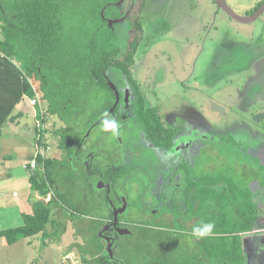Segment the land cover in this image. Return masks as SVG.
Wrapping results in <instances>:
<instances>
[{"label":"trees","instance_id":"obj_1","mask_svg":"<svg viewBox=\"0 0 264 264\" xmlns=\"http://www.w3.org/2000/svg\"><path fill=\"white\" fill-rule=\"evenodd\" d=\"M110 1L113 0H107ZM104 2L0 0V27L3 32L0 39V136L7 122L23 115L16 113V109L29 98L36 101L37 116L42 121V127H38V144L46 148L47 134L52 131L60 137V149L67 153L62 158L44 154L37 156L39 167L32 170L30 175L31 189L44 197L53 192L52 199L49 202L37 200L32 212L24 214L23 224L0 230V236L9 245L21 239H32L40 233L44 242L49 239L51 243L62 238L65 224L55 218L54 213H58L59 209L67 211L77 204L70 198L71 192L76 196L79 179L76 166L73 167L69 161L75 149L72 130L83 128L85 131L88 101L99 99L105 93V98L109 99L114 92L112 87L103 88L102 85L115 86L122 82L141 85L133 77L132 71L142 50L141 45H144L145 12H135V36L131 40L130 50L122 57L118 35L102 14ZM262 3L245 15L254 13ZM216 6L223 11L218 3ZM109 14L108 9L105 15ZM147 48L148 45L145 50ZM176 92L181 95V100L172 104L168 101L171 106L187 102L180 89L172 92L169 98ZM139 100L144 102L145 97L140 95ZM42 102L48 113L41 110ZM143 105L139 117L147 136H152L153 140L158 137L161 146L169 152L181 153L182 148L173 150L181 142L187 144L186 150L195 139L203 143L202 157L196 167H191L185 161L181 164L187 167L188 174L194 168H203L202 173L193 178L188 175L185 181L188 187V214L201 216L202 224L214 225V235L201 239L202 251L210 259L218 254V264H247L243 234L252 231L259 218L258 204L253 195L255 191L250 184L255 180L264 185V161L249 149L259 144H252L253 140L250 139L238 140L235 152H230L228 144L222 148L218 146L222 137L226 139L225 136H205L203 126L194 128L193 134L187 132L176 136V128H164L166 124L159 107L145 109ZM195 106L192 104L194 109ZM192 114L185 121V126L191 130L193 121L189 117ZM51 118H59L62 126L52 130L46 128L44 124ZM240 130L236 128L235 132ZM234 153L244 157L235 166L229 160L230 157L235 159ZM222 158L223 161H220ZM81 198L77 195L76 200ZM91 231L86 243L76 245L84 254L92 256L90 261L86 260L87 264H104L103 260L108 259L104 244L94 227Z\"/></svg>","mask_w":264,"mask_h":264},{"label":"rangeland","instance_id":"obj_2","mask_svg":"<svg viewBox=\"0 0 264 264\" xmlns=\"http://www.w3.org/2000/svg\"><path fill=\"white\" fill-rule=\"evenodd\" d=\"M227 1L234 11L245 15L264 0ZM152 7L148 6L149 10L144 13V45H141L132 71L133 77L145 86L144 90L155 87L161 95L163 93V105L170 109L174 106L169 103L181 100L178 92L171 98L170 94L182 90L187 101L186 116L194 109L192 104H196L199 124L206 130L204 135L225 136L226 139L222 137L218 144L219 148L228 144V150L235 152L236 142L252 138L251 131L264 136V13L255 21L244 23L222 10L216 12V3L212 0H157ZM110 26L118 35V46L124 57L135 36L134 26L132 22L128 25L114 22ZM230 42H236L237 46L228 47ZM237 65L242 66V72H234ZM250 81L256 84L253 82L249 86ZM35 102L26 98L16 109V113L23 115L7 122L0 136V230L23 224L24 214L32 212L37 200L47 202L50 199V195L44 197L31 189L30 175L39 167L38 161L35 167L32 165L33 160L41 153L63 156L59 152L60 137L52 131L47 134L46 148L38 144V127L42 121L37 116ZM40 106L47 112L43 102ZM44 126L52 130L62 126V122L59 118H51ZM236 128L242 130L235 132ZM72 132L78 141L84 130L77 128ZM252 139V144L257 142L259 145L251 146L249 151H254L264 161V141L257 140V136ZM197 145L193 154L199 153L198 148L203 143ZM233 155L235 159L230 157L229 160L234 166L239 165L244 157L240 153ZM137 192L132 193L137 195ZM54 217L65 224V232L59 241L50 243L48 239L44 242L40 233L32 239H21L9 245L0 236V264H87L86 260L90 261L92 256L84 254L76 245L85 242L83 228L60 209ZM259 217L254 229L244 233L242 239L247 264H254L250 258L258 251L257 234L264 231V217ZM179 237L190 242L186 235Z\"/></svg>","mask_w":264,"mask_h":264},{"label":"flooded vegetation","instance_id":"obj_3","mask_svg":"<svg viewBox=\"0 0 264 264\" xmlns=\"http://www.w3.org/2000/svg\"><path fill=\"white\" fill-rule=\"evenodd\" d=\"M156 1L105 0L102 14L109 25L132 22L134 26L136 13L148 11V6L152 7ZM108 9L110 14L106 16ZM101 87H112L114 92L109 99L105 98V93L99 99L88 101L86 129L78 141L74 138V153L69 156L79 176L76 196L70 193L73 203L77 204L67 211L60 210L83 227L84 243L94 227L107 252L104 264H204L210 261V264H218V254L211 259L207 257L202 251V240L192 235V228L202 225V217L190 216L186 207L185 181L188 175L193 178L202 173L203 168H194L188 174L187 167L181 164L185 161L196 167L202 157V146L198 148L199 153L193 154L192 150L202 141L193 140L188 150L187 144L181 142L173 150L182 148L183 151L171 153L161 146L158 137L153 140L152 136H147L139 117L143 104L145 109L159 107L166 124L164 128L173 126L179 136L187 132L193 134L194 128L202 127L199 111L190 109L194 122H190L191 130L185 126V102L166 108L161 101L163 93L161 95L155 87L147 91L145 86L126 82ZM140 95L145 97L144 102L138 101ZM105 118L118 122L119 135L102 130ZM59 152L62 157L67 156L65 151ZM134 191H138L137 195L132 193ZM49 195L47 202L53 192ZM77 195L82 197L78 201ZM180 235L188 236L190 242H184ZM110 246L113 255L109 253ZM212 249L215 250L214 246Z\"/></svg>","mask_w":264,"mask_h":264},{"label":"crops","instance_id":"obj_4","mask_svg":"<svg viewBox=\"0 0 264 264\" xmlns=\"http://www.w3.org/2000/svg\"><path fill=\"white\" fill-rule=\"evenodd\" d=\"M228 3V2H227ZM229 4V3H228ZM217 7V6H216ZM218 10V11H217ZM216 12H219V9H218V7L216 8ZM236 12V11H235ZM239 14V13H238ZM239 15H242V14H239ZM230 16V15H229ZM242 16H247V15H242ZM231 17V16H230ZM255 21V20H254ZM215 22V21H214ZM210 26H213V25H209V27ZM237 46V43L236 42H230L229 44H228V47L229 46ZM227 47V49H230V48H228ZM226 48V47H225ZM254 49H255V47H254ZM256 50V49H255ZM242 51H244V50H239V52H242ZM247 55H248V53H247ZM249 56V55H248ZM236 61H237V59H236ZM238 66V67H237ZM236 66V68L234 69V72L236 71H238V72H242L241 71V68L240 67H242V66H239V65H237ZM229 74H230V71H229ZM253 82H254V85L256 84V82L255 81H250L249 83V86H252L253 85ZM245 84H247V82L245 83ZM165 85V84H164ZM252 92V91H251ZM255 97H256V94H255ZM245 99H246V97H245ZM244 99V100H245ZM249 101L251 102L252 101V98L250 97V99H249ZM254 131H255V129H254ZM247 132H250V130H247ZM254 134H256V133H254V132H250V135H251V137L253 138V137H255V136H257L258 137V139L257 140H263L264 141V136L263 135H261V134H259V135H254ZM252 138H250V140H253ZM251 143H252V141H251ZM261 146V145H260ZM260 146L257 148V150L260 148ZM263 147H264V144H263ZM263 155V158H264V154H262ZM250 186H251V188L255 191L254 192V200H255V202H257V204H258V209H259V215L260 216H263L264 217V185H261V183L259 182V181H253L251 184H250ZM257 191H260V192H257ZM258 215V216H259ZM260 218V217H259ZM263 220V219H262ZM263 223V222H262ZM244 235L245 234H243V238H244ZM257 235H259V240L258 241H256V246H257V252H256V254H253L252 255V257L250 258L251 259V261H254V264H264V231L262 232V233H260V234H257ZM249 237V236H248ZM247 258V257H246Z\"/></svg>","mask_w":264,"mask_h":264},{"label":"clouds","instance_id":"obj_5","mask_svg":"<svg viewBox=\"0 0 264 264\" xmlns=\"http://www.w3.org/2000/svg\"><path fill=\"white\" fill-rule=\"evenodd\" d=\"M102 130L117 136L119 135V124L115 119L105 118L102 121ZM192 235L197 239L210 238L214 235V225L206 223L197 226L192 230Z\"/></svg>","mask_w":264,"mask_h":264},{"label":"water","instance_id":"obj_6","mask_svg":"<svg viewBox=\"0 0 264 264\" xmlns=\"http://www.w3.org/2000/svg\"><path fill=\"white\" fill-rule=\"evenodd\" d=\"M219 6L226 12L228 13V15H230L231 17H233L234 19L240 21V22H244V23H249L252 22L256 19H258L264 12V1L262 3V5L260 6V8H258L254 13H252L251 15H247V16H242L239 15L237 12H235L231 6L225 1V0H215ZM109 253L110 255H113L112 253V248L110 246L109 248Z\"/></svg>","mask_w":264,"mask_h":264},{"label":"built area","instance_id":"obj_7","mask_svg":"<svg viewBox=\"0 0 264 264\" xmlns=\"http://www.w3.org/2000/svg\"><path fill=\"white\" fill-rule=\"evenodd\" d=\"M32 165L35 167L37 165V160H33Z\"/></svg>","mask_w":264,"mask_h":264}]
</instances>
